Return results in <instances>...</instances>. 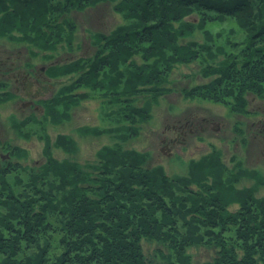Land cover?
I'll return each instance as SVG.
<instances>
[{"label":"trees","instance_id":"trees-1","mask_svg":"<svg viewBox=\"0 0 264 264\" xmlns=\"http://www.w3.org/2000/svg\"><path fill=\"white\" fill-rule=\"evenodd\" d=\"M107 1L122 22L108 34H90L91 55L53 63L58 49L73 47L75 23L66 15ZM228 17L248 43L234 61L214 66L215 78L184 95L246 115L245 93L264 98V0H0V42L48 61L50 79L71 76L40 103L46 116L54 119V108L66 120L70 105L93 96L116 107L123 125L109 132L127 140L170 90L160 82L172 65L196 60L211 36L203 45L180 41ZM141 96L148 102L138 108ZM12 97L6 91L0 101ZM213 159L193 162L188 176L174 178L147 166V153L117 146L101 149L88 172L50 157L36 171L8 163L0 168V264H194L188 252L194 247L213 251L204 264H264V197L218 178L219 167L208 184L206 166L220 164ZM18 169L27 176L20 191L6 181ZM233 202L239 208L230 211ZM144 242L157 245L156 256L146 255Z\"/></svg>","mask_w":264,"mask_h":264},{"label":"rangeland","instance_id":"rangeland-1","mask_svg":"<svg viewBox=\"0 0 264 264\" xmlns=\"http://www.w3.org/2000/svg\"><path fill=\"white\" fill-rule=\"evenodd\" d=\"M66 16L75 23L73 47L58 49L53 63L91 55L94 48L90 34H108L122 22V17L113 12L108 2L82 12L72 11ZM196 16L189 19L197 22ZM206 34L211 36L204 48L207 51H199L198 58L188 64L172 65L165 81L160 82L162 88L170 90L159 97L157 104H151L149 119L136 127V136L127 140L119 139L118 132H109L123 125L116 122V107L105 108L101 99H92L93 96L70 105L66 120H61L54 108V119L46 116L40 103L52 97L61 83H69L71 76L50 79L44 74L48 61L32 59L23 45L0 42V82L5 83L0 94L7 91L13 96L3 103L0 101V168L19 163L25 170L35 168L36 171L50 157L52 161L75 163L88 172L87 167L96 164L101 149L117 146L147 153V166L159 165L170 178L188 176L195 166L193 162H200L206 156L215 162L213 158L217 157L220 164L206 166L211 175L212 167H219L218 178L230 179L237 189L251 190L255 199L264 197V98L245 93L250 113L241 115L229 113L222 104L184 95L193 86L215 78L216 74H210L214 66L226 60L234 61L236 58L232 56L238 55L249 38L236 27L234 18L228 17L208 22L203 30H194L180 43L195 41L203 45ZM25 72L39 79L44 88L34 98L26 96L22 89ZM147 102L141 96L136 105L140 108ZM26 177L24 170L18 169L8 174L6 181L20 191ZM213 178V175L207 177L208 184ZM190 187L196 189L193 184ZM227 206L230 211L239 208L236 202ZM156 246L144 242L146 255L156 256ZM188 252L194 264H204L214 255L212 250L203 247H194Z\"/></svg>","mask_w":264,"mask_h":264},{"label":"flooded vegetation","instance_id":"flooded-vegetation-1","mask_svg":"<svg viewBox=\"0 0 264 264\" xmlns=\"http://www.w3.org/2000/svg\"><path fill=\"white\" fill-rule=\"evenodd\" d=\"M24 74L21 83L22 85L24 84V86H22L24 94L30 98H34V96L41 94L44 91V88L42 87V84H40L39 79L32 77L29 72H25Z\"/></svg>","mask_w":264,"mask_h":264},{"label":"bare ground","instance_id":"bare-ground-1","mask_svg":"<svg viewBox=\"0 0 264 264\" xmlns=\"http://www.w3.org/2000/svg\"><path fill=\"white\" fill-rule=\"evenodd\" d=\"M107 2L111 4V6H112V9H113V3L109 2V1H107ZM102 3H104V2H102ZM99 4H101V3H99ZM113 12L117 14V12H115V10H114V9H113ZM118 15H119V14H118ZM119 24H120V23H119ZM117 25H118V24H117ZM236 27H237V26H236Z\"/></svg>","mask_w":264,"mask_h":264}]
</instances>
